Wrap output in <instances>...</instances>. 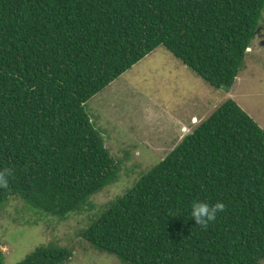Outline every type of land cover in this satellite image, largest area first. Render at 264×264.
I'll return each mask as SVG.
<instances>
[{
    "label": "trees",
    "instance_id": "trees-1",
    "mask_svg": "<svg viewBox=\"0 0 264 264\" xmlns=\"http://www.w3.org/2000/svg\"><path fill=\"white\" fill-rule=\"evenodd\" d=\"M263 13L264 0H0V210L82 211L119 171L85 103L158 46L229 90ZM196 200L225 205L207 228ZM79 236L125 264H264V130L225 99ZM71 257L47 243L15 264Z\"/></svg>",
    "mask_w": 264,
    "mask_h": 264
},
{
    "label": "rangeland",
    "instance_id": "rangeland-1",
    "mask_svg": "<svg viewBox=\"0 0 264 264\" xmlns=\"http://www.w3.org/2000/svg\"><path fill=\"white\" fill-rule=\"evenodd\" d=\"M247 51L245 66L229 90L211 86L158 46L91 97L85 109L119 165L117 180L65 219L35 214L19 198H9L0 210L5 264H15L47 243L72 249L71 259L64 264H125L92 248L79 231L225 99H233L264 130V13Z\"/></svg>",
    "mask_w": 264,
    "mask_h": 264
},
{
    "label": "clouds",
    "instance_id": "clouds-1",
    "mask_svg": "<svg viewBox=\"0 0 264 264\" xmlns=\"http://www.w3.org/2000/svg\"><path fill=\"white\" fill-rule=\"evenodd\" d=\"M11 175L12 172L8 169L0 170V187L7 185L8 178ZM224 207L225 205L219 201L215 204H209L204 201L196 200L191 205L190 215L197 226L207 228L208 224L216 219L217 213L224 210Z\"/></svg>",
    "mask_w": 264,
    "mask_h": 264
}]
</instances>
